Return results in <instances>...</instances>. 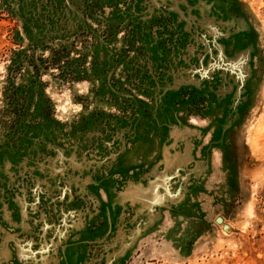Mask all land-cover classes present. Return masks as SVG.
I'll list each match as a JSON object with an SVG mask.
<instances>
[{
	"label": "rangeland",
	"instance_id": "374dc122",
	"mask_svg": "<svg viewBox=\"0 0 264 264\" xmlns=\"http://www.w3.org/2000/svg\"><path fill=\"white\" fill-rule=\"evenodd\" d=\"M0 242L264 264V0H0Z\"/></svg>",
	"mask_w": 264,
	"mask_h": 264
},
{
	"label": "crops",
	"instance_id": "0c3cea01",
	"mask_svg": "<svg viewBox=\"0 0 264 264\" xmlns=\"http://www.w3.org/2000/svg\"><path fill=\"white\" fill-rule=\"evenodd\" d=\"M5 258L6 262L7 263H4V264H16V261H9L10 258H13V255H12V251L9 247V244L7 243H4V244H1L0 242V264H2V259ZM55 264H59L58 262L55 263Z\"/></svg>",
	"mask_w": 264,
	"mask_h": 264
}]
</instances>
